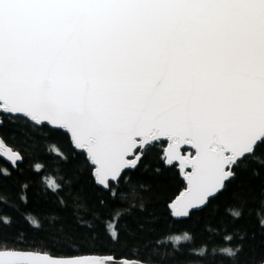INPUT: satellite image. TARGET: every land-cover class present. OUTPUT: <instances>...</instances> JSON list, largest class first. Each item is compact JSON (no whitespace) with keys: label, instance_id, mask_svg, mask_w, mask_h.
Wrapping results in <instances>:
<instances>
[{"label":"snow or ice","instance_id":"1","mask_svg":"<svg viewBox=\"0 0 264 264\" xmlns=\"http://www.w3.org/2000/svg\"><path fill=\"white\" fill-rule=\"evenodd\" d=\"M5 125L26 140L37 127L63 133L96 184L112 198L139 199L132 207L141 212L149 187L123 171L166 143L164 165L183 171L186 181L167 205L171 215L191 218L233 189L236 203L226 212L237 221L246 204L243 173L260 179L264 205V0H0V128ZM0 155L14 167L23 160L2 140ZM153 171L164 174L161 167ZM121 179L126 191L118 193L112 183ZM19 199L27 202L25 195ZM59 204L66 206L63 199ZM130 214L117 211L113 219ZM25 219L41 228L31 214ZM76 220L86 228L78 240L68 243L60 225L55 237L37 243L23 233L6 238L12 218L0 213V264H123L115 254H99L98 213L85 221L77 212ZM257 225L264 229V214L257 213ZM103 229L109 244L120 243L114 222ZM192 239L187 231L167 235L156 244L170 243L172 251L153 254L174 257ZM225 239L238 243L189 251L239 264L247 233Z\"/></svg>","mask_w":264,"mask_h":264},{"label":"trees","instance_id":"2","mask_svg":"<svg viewBox=\"0 0 264 264\" xmlns=\"http://www.w3.org/2000/svg\"><path fill=\"white\" fill-rule=\"evenodd\" d=\"M26 131L32 132L31 129ZM0 137L23 156V160L14 169L0 158V213L12 218L11 227L3 228V235L9 240H14L18 233H23L29 242L38 243L42 238L55 237L56 228L63 225V237L71 243L86 231L85 227L77 223L76 213L85 221H90L93 214L98 213L101 217L96 222V230L101 236L98 249L100 255L115 254L117 258L152 264H232L231 260L222 255L208 256L201 260L189 249L201 245H206L209 250L213 247L234 246L238 241L225 237L240 230L247 233V239L243 241L244 250L239 256V264H260L264 261V229L257 225V213L264 214V205L260 203L261 181L251 178L248 173L241 176L242 195L246 200L241 219L233 221L226 212L229 205L236 203L230 198L233 189L211 200L203 210L192 212L191 218L175 219L167 205L185 184L181 170L165 166L161 159L164 153L160 149L166 143L145 153L133 171L123 173L133 182H142L149 187L148 191L142 193L146 208L141 212L132 207L133 203H140L139 199L133 201L129 196L120 195L112 198L108 191L95 184L85 158L80 152L70 148L68 137L63 133L51 132L47 127H37L33 138L26 140L23 132H14L11 126L5 125L0 128ZM36 165L42 167L37 169ZM157 167L164 169L163 175L154 174L153 170ZM4 169L10 175H4ZM56 184L61 186L59 192L54 193L47 187H55ZM24 185L27 187L24 188ZM112 187L118 193L126 191L123 179L119 184H112ZM70 191L73 193L71 196L68 194ZM21 195L27 197L26 203L19 199ZM60 199H63L66 206L59 204ZM76 204L82 207L76 209ZM117 211L131 214L114 220L113 214ZM28 214L39 220L40 229L33 228L25 219ZM51 215L59 219L52 223L48 219ZM108 222H114L120 233V243L114 246L104 236L103 225ZM125 223L127 229L124 227ZM138 225H143V229ZM185 231L193 239L180 245L181 251L174 257L162 258L161 255L153 254L154 249L160 253L172 251L170 243L158 245L157 240ZM16 247L26 246L17 244ZM52 252L53 255L61 254L56 249H52Z\"/></svg>","mask_w":264,"mask_h":264},{"label":"water","instance_id":"3","mask_svg":"<svg viewBox=\"0 0 264 264\" xmlns=\"http://www.w3.org/2000/svg\"><path fill=\"white\" fill-rule=\"evenodd\" d=\"M0 140H2L3 141V148L5 149V150H7V149H11L13 152H15V153H18L17 151H15V150H13L10 146H8L5 142H4V140L0 137ZM164 148H166V145H165V147ZM76 152H80V150H78V149H74ZM19 154V153H18ZM186 154H190V153H186ZM164 155H165V153H164ZM0 158L4 161V162H6L7 164H9L13 169L14 168H16V166L14 167L13 166V162L7 157V156H5V155H0ZM21 161H17L16 162V165L17 164H19ZM139 163V162H138ZM173 163H175V164H177L178 165V161H174ZM134 169H128V170H124L123 171V173L124 172H126V171H133ZM185 170H187V169H185ZM182 172V177H183V171H181ZM95 182V181H94ZM95 184H96V182H95ZM112 184H116V182H113ZM184 184L186 185V181L184 180ZM97 185V184H96ZM98 186V185H97ZM100 188H102L103 190H104V188H103V186H99ZM184 190H186V188L184 187L176 196H175V198L172 200V201H174L177 197H179L180 196V194H181V192L182 191H184ZM175 219H184L183 217H180V218H177V217H174ZM102 256H108V255H102ZM117 260L118 261H122L123 262V264H152V263H147V262H142V261H139V260H135V259H126V258H117ZM260 264H264V261L262 262V263H260Z\"/></svg>","mask_w":264,"mask_h":264}]
</instances>
